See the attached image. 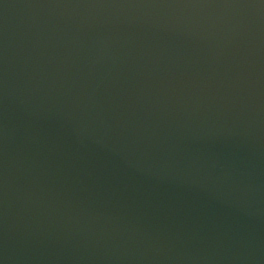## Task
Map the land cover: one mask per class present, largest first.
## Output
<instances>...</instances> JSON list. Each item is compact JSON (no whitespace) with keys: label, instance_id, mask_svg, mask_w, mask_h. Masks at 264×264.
Wrapping results in <instances>:
<instances>
[{"label":"water","instance_id":"obj_1","mask_svg":"<svg viewBox=\"0 0 264 264\" xmlns=\"http://www.w3.org/2000/svg\"><path fill=\"white\" fill-rule=\"evenodd\" d=\"M0 264H264V0H0Z\"/></svg>","mask_w":264,"mask_h":264}]
</instances>
